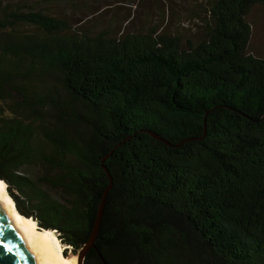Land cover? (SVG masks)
<instances>
[{"label": "trees", "instance_id": "obj_1", "mask_svg": "<svg viewBox=\"0 0 264 264\" xmlns=\"http://www.w3.org/2000/svg\"><path fill=\"white\" fill-rule=\"evenodd\" d=\"M264 0H207L197 40L114 36L0 0V180L85 264H264ZM67 250V248H66Z\"/></svg>", "mask_w": 264, "mask_h": 264}, {"label": "rangeland", "instance_id": "obj_2", "mask_svg": "<svg viewBox=\"0 0 264 264\" xmlns=\"http://www.w3.org/2000/svg\"><path fill=\"white\" fill-rule=\"evenodd\" d=\"M46 11L90 32L102 30L114 36L143 32L154 26L197 40L208 20L207 0H29ZM252 24L249 51L264 56V7L255 6L248 16ZM9 192V191H8ZM10 194V193H9ZM56 231V230H55ZM58 236V233L56 231ZM59 237V236H58ZM60 239V238H59ZM61 241V240H60ZM66 255H76L61 242ZM67 248V250H66Z\"/></svg>", "mask_w": 264, "mask_h": 264}, {"label": "water", "instance_id": "obj_3", "mask_svg": "<svg viewBox=\"0 0 264 264\" xmlns=\"http://www.w3.org/2000/svg\"><path fill=\"white\" fill-rule=\"evenodd\" d=\"M110 179L111 183L104 192L92 232L87 242L77 253L78 264H85L88 251L95 246L107 195L112 187L113 179L111 175ZM11 203L13 202L7 196L3 183H0V241L3 242L0 243V264H41L36 246L28 237L17 214L12 211ZM8 246L12 248L11 252L7 250Z\"/></svg>", "mask_w": 264, "mask_h": 264}, {"label": "bare ground", "instance_id": "obj_4", "mask_svg": "<svg viewBox=\"0 0 264 264\" xmlns=\"http://www.w3.org/2000/svg\"><path fill=\"white\" fill-rule=\"evenodd\" d=\"M0 183H3L7 196L13 202L10 204L12 211L17 214L28 237L35 244L41 264H78L76 255H66L56 231L42 228L35 218L22 214L8 192L7 183L3 180Z\"/></svg>", "mask_w": 264, "mask_h": 264}, {"label": "snow or ice", "instance_id": "obj_5", "mask_svg": "<svg viewBox=\"0 0 264 264\" xmlns=\"http://www.w3.org/2000/svg\"><path fill=\"white\" fill-rule=\"evenodd\" d=\"M0 243H3V242L0 241ZM7 250H8L9 252H11V251H12V248H11L10 246H8V247H7Z\"/></svg>", "mask_w": 264, "mask_h": 264}]
</instances>
